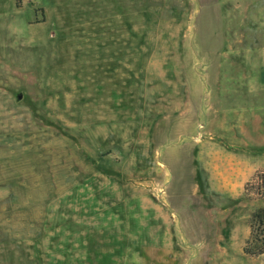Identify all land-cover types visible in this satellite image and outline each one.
<instances>
[{"label":"rangeland","instance_id":"1","mask_svg":"<svg viewBox=\"0 0 264 264\" xmlns=\"http://www.w3.org/2000/svg\"><path fill=\"white\" fill-rule=\"evenodd\" d=\"M263 192L264 0H0V264H264Z\"/></svg>","mask_w":264,"mask_h":264},{"label":"trees","instance_id":"2","mask_svg":"<svg viewBox=\"0 0 264 264\" xmlns=\"http://www.w3.org/2000/svg\"><path fill=\"white\" fill-rule=\"evenodd\" d=\"M251 228L252 238L244 248V252L247 255L256 257L264 253V209L257 211L253 215Z\"/></svg>","mask_w":264,"mask_h":264},{"label":"crops","instance_id":"3","mask_svg":"<svg viewBox=\"0 0 264 264\" xmlns=\"http://www.w3.org/2000/svg\"><path fill=\"white\" fill-rule=\"evenodd\" d=\"M249 167L250 166V164H248V163H244V165L242 166V167ZM253 166V165H252ZM259 169V167H255L253 170H252V172H250V174H249V176L251 175L252 176V174L256 171V170H258Z\"/></svg>","mask_w":264,"mask_h":264}]
</instances>
